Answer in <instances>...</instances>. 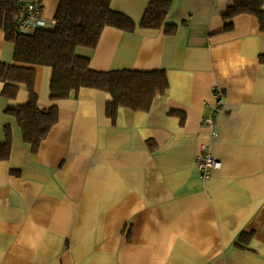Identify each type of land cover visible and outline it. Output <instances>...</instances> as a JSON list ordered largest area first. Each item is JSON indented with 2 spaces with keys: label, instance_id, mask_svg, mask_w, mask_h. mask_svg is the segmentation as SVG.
Returning <instances> with one entry per match:
<instances>
[{
  "label": "crops",
  "instance_id": "obj_1",
  "mask_svg": "<svg viewBox=\"0 0 264 264\" xmlns=\"http://www.w3.org/2000/svg\"><path fill=\"white\" fill-rule=\"evenodd\" d=\"M164 28L107 27L95 49H79L94 71L163 70L168 89L146 112L105 115L107 94L81 89L50 101L51 69L35 66L42 109L57 123L33 152L1 96L0 264H264V32L247 14L223 19L232 0H170ZM60 0H41L53 23ZM149 0H111L139 24ZM14 45L0 30V63ZM222 92L213 129L204 125ZM207 147L221 167L199 178Z\"/></svg>",
  "mask_w": 264,
  "mask_h": 264
},
{
  "label": "trees",
  "instance_id": "obj_2",
  "mask_svg": "<svg viewBox=\"0 0 264 264\" xmlns=\"http://www.w3.org/2000/svg\"><path fill=\"white\" fill-rule=\"evenodd\" d=\"M30 0H0V30L5 41L14 45L13 64L0 63L1 96L14 99L20 85L28 97L23 105H9L5 114L16 120L23 141L35 152L51 128L57 123L58 109H42L34 90L35 66L51 69L49 100L76 98L81 89L104 92L108 99L105 115L115 121L119 108L146 113L157 97L165 95L168 80L165 71L111 70L94 71L89 58L79 49L96 48L101 33L107 27L131 33L137 27L147 30L164 28L173 35L177 26L167 23L170 0H149L138 25L126 15L114 11L111 0H60L53 23L32 33L16 31V20L23 15ZM41 3V0H39ZM255 17L264 32V0H232L223 19L231 21L239 15ZM5 141L0 144V161L7 160L11 146V131L5 126Z\"/></svg>",
  "mask_w": 264,
  "mask_h": 264
},
{
  "label": "built area",
  "instance_id": "obj_3",
  "mask_svg": "<svg viewBox=\"0 0 264 264\" xmlns=\"http://www.w3.org/2000/svg\"><path fill=\"white\" fill-rule=\"evenodd\" d=\"M42 6L39 0H30L25 4L23 15L16 20V31L21 34L32 33L40 28H47L46 23L42 17ZM222 92L219 88L213 89L214 105L207 117L204 118L203 123L205 126L212 128L215 123V115L221 107ZM217 132L213 129L211 137H216ZM197 170L201 180L210 179L213 174L221 167L219 160L211 154L207 147H202L201 151L196 157Z\"/></svg>",
  "mask_w": 264,
  "mask_h": 264
}]
</instances>
